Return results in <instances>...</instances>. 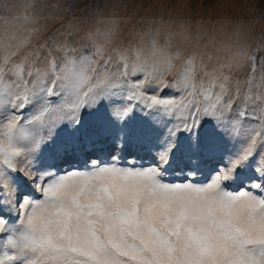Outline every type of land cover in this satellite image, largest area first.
<instances>
[{"label":"snow or ice","instance_id":"1","mask_svg":"<svg viewBox=\"0 0 264 264\" xmlns=\"http://www.w3.org/2000/svg\"><path fill=\"white\" fill-rule=\"evenodd\" d=\"M146 2L0 0V264H264V0Z\"/></svg>","mask_w":264,"mask_h":264},{"label":"rangeland","instance_id":"2","mask_svg":"<svg viewBox=\"0 0 264 264\" xmlns=\"http://www.w3.org/2000/svg\"><path fill=\"white\" fill-rule=\"evenodd\" d=\"M22 0H9V3L20 4ZM50 2H55V0H50ZM132 0H129L131 3ZM136 3H140L141 0H135ZM172 7L166 9L164 11L165 18L169 15L172 16H180L183 15L186 18L192 17L197 20L203 18V22H207L210 19H219L221 17L228 18L231 15L239 13L240 9L236 7L234 0H191V5L188 8L177 7V0H171ZM189 0H180L181 5L184 3H188ZM161 3H169V0H147L144 6L140 9L141 15L152 16L157 13V9ZM153 4H156L157 7H152ZM22 11V9H21ZM107 13H105V19L103 22H99L96 18L90 17L87 19V23H85L84 19H80L76 21L77 28L83 27L84 31H92L95 33L96 28L100 29L101 33H104L105 30L109 27L107 23ZM67 19H73L72 16H69ZM67 19L63 20V23H67ZM42 23V22H41ZM136 20L134 19L131 23H125L124 20L120 21L119 28L117 29L118 38H113V44H123L124 47L129 46L133 42L136 37V33L141 30L143 25H137L135 31H132V24H135ZM59 23L55 25H50L47 31H42L39 36L33 37V41L35 42L37 39L43 40L46 38L53 27H58ZM7 27V26H5ZM205 27L207 24L205 23ZM0 30H3L0 28ZM215 30H218L220 33V44L222 46H226L228 43L227 35L230 32V28L226 26L223 22L215 25ZM131 32V35L129 33ZM97 41L101 44L104 43V36L100 35L96 37ZM168 79H171V75L168 76Z\"/></svg>","mask_w":264,"mask_h":264}]
</instances>
